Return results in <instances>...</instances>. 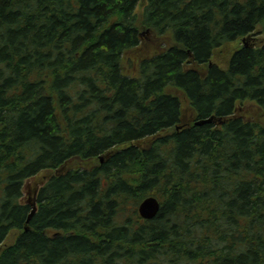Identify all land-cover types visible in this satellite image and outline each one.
<instances>
[{"label":"trees","instance_id":"obj_1","mask_svg":"<svg viewBox=\"0 0 264 264\" xmlns=\"http://www.w3.org/2000/svg\"><path fill=\"white\" fill-rule=\"evenodd\" d=\"M0 264H264V0H0Z\"/></svg>","mask_w":264,"mask_h":264},{"label":"water","instance_id":"obj_2","mask_svg":"<svg viewBox=\"0 0 264 264\" xmlns=\"http://www.w3.org/2000/svg\"><path fill=\"white\" fill-rule=\"evenodd\" d=\"M212 118L203 120L204 121H211ZM199 123V122H198ZM161 208V202L159 199L154 195L146 196L140 203H139V212L145 218H153L158 214Z\"/></svg>","mask_w":264,"mask_h":264},{"label":"rangeland","instance_id":"obj_3","mask_svg":"<svg viewBox=\"0 0 264 264\" xmlns=\"http://www.w3.org/2000/svg\"><path fill=\"white\" fill-rule=\"evenodd\" d=\"M194 117H195V115L192 118H194ZM185 120H187V119H184V122H185ZM33 184H34V180H32V178L27 180V182L24 186V195L21 198L22 202H27L28 199L32 198V196H33V190H32Z\"/></svg>","mask_w":264,"mask_h":264},{"label":"bare ground","instance_id":"obj_4","mask_svg":"<svg viewBox=\"0 0 264 264\" xmlns=\"http://www.w3.org/2000/svg\"><path fill=\"white\" fill-rule=\"evenodd\" d=\"M209 118H212V120L211 121H204L203 122V120H206V119H209ZM215 119V115H212V116H210V117H208V118H205V119H201V120H197L196 121V124H203V123H208V122H212L213 120ZM199 122V123H198ZM103 159V158H102ZM155 196V195H154ZM157 197V196H156ZM158 198V197H157ZM160 201V200H159ZM161 202V201H160ZM161 207H162V204H161ZM161 209V208H160ZM138 211H139V206H138ZM32 213H34V211L32 212ZM159 213V212H158ZM139 214H140V212H139ZM141 215V214H140ZM142 216V215H141ZM143 217V216H142ZM155 217V216H154ZM153 217V218H154ZM143 218H145V217H143ZM145 219H152V218H145ZM29 221V220H28Z\"/></svg>","mask_w":264,"mask_h":264}]
</instances>
